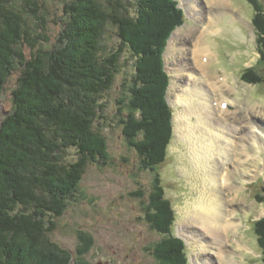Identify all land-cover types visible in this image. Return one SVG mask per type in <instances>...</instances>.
<instances>
[{
    "label": "trees",
    "instance_id": "obj_1",
    "mask_svg": "<svg viewBox=\"0 0 264 264\" xmlns=\"http://www.w3.org/2000/svg\"><path fill=\"white\" fill-rule=\"evenodd\" d=\"M250 1L257 10L253 22L264 40V6ZM30 2L28 11L15 0H0V96L18 69L13 107L0 121V264H36L31 252L37 248L57 251L70 262L69 253L50 233L90 161L105 155L99 143L106 140L95 124L105 111L103 98L115 82L122 51L105 49L108 24L116 25L140 62V86L131 89V105L138 114H132L130 125L124 121V135L145 161L155 164L167 154L173 130L171 106L165 100L169 74L161 55L170 33L185 19L177 0H64L67 17L57 41L48 45L42 42L50 41L48 19L34 0ZM127 6H136L135 12ZM146 6L153 11L148 15L159 19L154 22L157 31L151 20L142 22ZM30 18L37 19L36 26ZM145 30L152 36L149 48L136 34ZM247 77L249 82L260 80ZM154 195L158 213L151 216L159 218L154 219L156 227L171 231L170 201L160 192ZM257 228L264 237L263 219ZM82 236L91 240L86 233ZM162 241L164 247L155 250L159 264H190L183 240L173 236Z\"/></svg>",
    "mask_w": 264,
    "mask_h": 264
},
{
    "label": "rangeland",
    "instance_id": "obj_2",
    "mask_svg": "<svg viewBox=\"0 0 264 264\" xmlns=\"http://www.w3.org/2000/svg\"><path fill=\"white\" fill-rule=\"evenodd\" d=\"M15 1L27 10L30 9V0ZM34 1L36 9L48 19L45 32L50 41L42 42L44 45L55 43L62 21L67 17L63 11L64 0ZM106 1L103 0V3L107 4ZM177 1L184 10L185 19L172 30L161 55L163 68L169 74L165 100L171 106L170 122L173 125L167 154L161 162L149 164L123 133L124 121L130 125L133 123L132 114H138L131 105V89L140 86L137 73L140 62L131 46L125 44L118 35L116 25L108 24L103 40L105 49L109 53L119 49L122 51L115 82L103 98L105 111L95 124V128L104 137L103 141L106 140L105 143H99L104 145L105 155L101 159L97 157L98 159L90 161L84 178L68 198L64 215L55 218L57 225L50 233L51 239L65 249L72 260L70 258L69 262L65 259L66 256L57 251L37 248V252H31L36 264H85L83 261L86 264H159L155 250L157 247H164L162 240L165 237L173 236L183 240L190 264H223L220 259H228L232 264H264V237L257 230L258 222L255 223L257 219L264 218L263 138L256 137V141H252V153L256 158L252 159L250 152L252 161L246 165L245 172L237 171L234 175L233 181L238 187L227 191L228 195L237 197L232 208L237 211L234 217L238 219L239 225L227 228L228 240L224 241L222 250L220 251V244L217 246L213 235L200 223L193 225L191 222L197 204L202 203V188H207L209 184L204 186V171L196 168L197 164L193 159L192 147L193 141H197L194 131L199 122V110L179 99L183 86L190 83L186 74L182 75L181 71L180 75L179 63L182 64L187 59L190 66H193L190 49L193 48L194 41L188 36L183 43V40H179L182 35L178 41L174 35L177 30L182 32L181 28L190 29L194 26L195 29L199 22L188 14L189 0ZM196 1L198 8H205L202 12H205L207 19L208 13L213 11L209 1ZM255 1H260L264 6V0ZM227 2L228 10L218 8L224 21L221 22L219 18L220 24L216 28L221 29L223 25L222 30L207 34L206 42L210 43L207 44L212 51L210 69L212 74L215 72L222 75V78L232 84L234 89L230 91V96L236 100L237 106L232 108L237 109V117L244 125L247 120H252L256 125L254 133L261 135L262 130L264 131V117L260 114L264 113V40L260 38L259 30L253 22L257 10L250 0ZM127 7L131 13L135 12L136 6ZM144 9L142 22L151 20V26L155 25L157 31L158 25L154 22L159 19L148 15L153 11L147 6ZM33 18L30 19L35 23L37 19ZM144 32L136 34L142 37L148 45L145 47L149 48L152 36L146 30ZM172 45L175 46L171 49ZM153 75H157L156 70ZM247 76H257L255 79L260 80L249 82ZM17 77L16 68L0 96V121L13 107L11 91L16 86ZM173 80L177 81L174 89ZM148 86H152V90L156 88L153 84ZM233 123L238 125L235 120ZM241 131L245 134L252 133L249 125H245ZM76 153V149L73 150L68 158H74ZM157 186L160 189H155ZM158 192L170 201L172 221L171 231L168 232L158 229L154 220L158 217L151 216L158 213V208L153 204L156 200L154 194ZM187 221L189 225L185 226ZM82 233L89 235L91 240L89 241V237L84 239ZM179 247L180 244L176 249Z\"/></svg>",
    "mask_w": 264,
    "mask_h": 264
},
{
    "label": "bare ground",
    "instance_id": "obj_3",
    "mask_svg": "<svg viewBox=\"0 0 264 264\" xmlns=\"http://www.w3.org/2000/svg\"><path fill=\"white\" fill-rule=\"evenodd\" d=\"M207 1L211 5L210 8L213 9L208 13L207 19L205 12H202L205 8H198L196 0L187 2L189 5L187 6L188 14L193 16L199 24L195 29L194 26L190 29L181 28L182 32L180 33V30H177L174 38L178 41L179 36L182 35L179 40H183L185 43L186 37L189 36L194 41L193 48L190 49L194 67L190 66L191 63L187 59L182 64L179 63L180 75L182 71V75L186 74L187 80L190 79V83L181 89L179 99L180 102L185 101L190 107H197L199 110V122H197L194 131L197 141H193L192 147L193 159L197 164L196 168L204 171L203 175L206 177L203 179L204 186L209 184L207 188H202V203L197 204L196 210L192 213L191 222L193 225L200 223L207 232L212 234L217 246L220 244L221 251L225 244L224 241L228 240L227 228L239 225L238 219L234 217L237 211L232 208L237 197L228 195L227 191L238 187L237 183L235 184L233 181L235 173L237 171L245 172L246 165L256 158L252 153V141L255 142L260 137L264 140V131L262 130L261 135L254 133L256 125L252 120H247L245 123V125H249V130L252 133L245 134L244 131H241L245 125L237 117V109L232 108L237 105H235L236 100L230 96V91H233L234 87L228 80L222 78V75L219 76L215 72L212 74L210 69L212 51L207 44L209 42H206L207 34L222 30L223 25L221 29L216 28L220 24L219 18L221 22L224 21L223 17H220L221 13L218 8L228 10L229 6L227 0ZM174 46L172 45L171 49ZM175 81L173 80V89L177 87V81ZM260 114L264 117V113ZM234 120L238 125L233 123ZM250 152L253 156L252 159H250ZM188 221L184 223L185 226L189 225ZM216 253L219 254V251L217 250ZM220 261L223 264H232L228 259H220Z\"/></svg>",
    "mask_w": 264,
    "mask_h": 264
}]
</instances>
